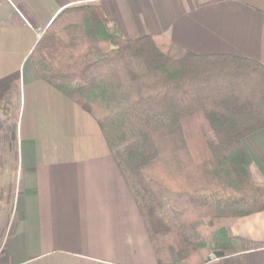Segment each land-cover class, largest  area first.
Returning a JSON list of instances; mask_svg holds the SVG:
<instances>
[{
	"label": "trees",
	"instance_id": "obj_1",
	"mask_svg": "<svg viewBox=\"0 0 264 264\" xmlns=\"http://www.w3.org/2000/svg\"><path fill=\"white\" fill-rule=\"evenodd\" d=\"M31 60L98 124L159 264H248L264 248L228 234L264 211L243 144L264 129L263 65L197 55L163 35L124 39L92 5L58 15Z\"/></svg>",
	"mask_w": 264,
	"mask_h": 264
},
{
	"label": "crops",
	"instance_id": "obj_2",
	"mask_svg": "<svg viewBox=\"0 0 264 264\" xmlns=\"http://www.w3.org/2000/svg\"><path fill=\"white\" fill-rule=\"evenodd\" d=\"M84 5L102 8L124 39L163 35L197 55L264 66V0H0V114L12 122L9 140H0V169L15 173L0 264H159L98 124L31 60L58 15ZM243 144L253 178L264 183V129ZM228 234L264 245V211L233 221ZM247 260L264 264V248Z\"/></svg>",
	"mask_w": 264,
	"mask_h": 264
},
{
	"label": "rangeland",
	"instance_id": "obj_3",
	"mask_svg": "<svg viewBox=\"0 0 264 264\" xmlns=\"http://www.w3.org/2000/svg\"><path fill=\"white\" fill-rule=\"evenodd\" d=\"M2 120V129L0 132V140L7 141L9 140V136L12 135V122L11 118L8 115L0 114ZM11 140V139H10ZM2 153H0L1 155ZM6 157V155H1L0 159ZM5 159V158H4ZM252 169V167H251ZM252 172V170H251ZM14 174L12 170H2L0 169V249L2 244L7 238L6 228L11 223V207H12V199L13 193L10 192L13 189V183L15 180ZM253 174V173H252ZM253 177V175H252ZM254 181H256L253 178ZM257 182V181H256ZM1 254V250H0Z\"/></svg>",
	"mask_w": 264,
	"mask_h": 264
}]
</instances>
